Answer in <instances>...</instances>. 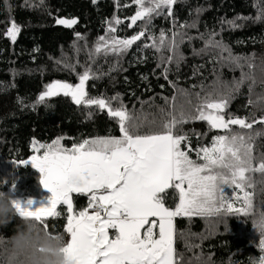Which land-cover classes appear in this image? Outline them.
Segmentation results:
<instances>
[{
    "label": "trees",
    "instance_id": "16d2710c",
    "mask_svg": "<svg viewBox=\"0 0 264 264\" xmlns=\"http://www.w3.org/2000/svg\"><path fill=\"white\" fill-rule=\"evenodd\" d=\"M262 9L264 0H179L173 6L172 17L155 16L149 26L150 34L159 37L161 30L169 37L172 32L185 34L179 45L183 59L177 67L176 63H161V55L167 57L171 52L160 53L144 47L153 43L147 34L122 56L96 55L90 59L98 38L109 35L108 21L114 17L124 23L111 35L130 38L140 30L141 21L128 27V18L137 10L132 0H119V6L117 0H0V182L7 181L0 184V190L9 192L14 199H49L39 182V172L30 165L20 164L34 154L33 140L51 143L62 137L65 146L71 147L83 139L121 135L117 121L108 117L107 110L76 105L62 94L38 102L45 86L52 82L78 83V73L85 66L91 67L97 76L86 84L89 95L111 99L119 94L118 100L111 101L112 106L118 107L122 102L130 112L140 115L145 121L141 131H148L147 121L153 118L159 125L160 108L168 110L165 97L171 101L175 96L176 105L188 109V101L191 105L199 104L214 90L231 93L226 110L229 114L257 119L264 115V99H261L264 97V18L256 19ZM58 19L78 22L66 27L58 24ZM12 22L19 27L14 42L6 35ZM193 23L195 27H179ZM213 32L216 34L213 38L229 51L206 47ZM77 33L83 38H78ZM229 54L241 58L239 65L227 59ZM164 67L170 69L167 80L162 75ZM245 74L256 79L252 91H249L250 80H244L238 85L239 90L234 91ZM181 90L188 95H181ZM249 100L253 103L249 104ZM232 127L236 132L248 131ZM261 129L264 126L254 125V130ZM183 131L188 133L193 148L209 146L214 136L224 134L199 120L184 124ZM262 153L264 135L255 139L253 155L257 161L254 163ZM190 155L196 159L195 152ZM253 177L256 183L251 189L254 197L249 215H194L176 219L175 250L180 264H260L264 256L259 245L264 238L261 232L264 183L261 174L255 173ZM224 191L232 195L230 188L225 187ZM165 203L175 208L178 195L169 190ZM87 204L86 196L74 194L77 211ZM48 223L66 241L69 239L63 232L66 218L50 219ZM14 224L15 221L0 229V238L6 241Z\"/></svg>",
    "mask_w": 264,
    "mask_h": 264
},
{
    "label": "snow or ice",
    "instance_id": "6c2138e0",
    "mask_svg": "<svg viewBox=\"0 0 264 264\" xmlns=\"http://www.w3.org/2000/svg\"><path fill=\"white\" fill-rule=\"evenodd\" d=\"M178 2L132 0L137 10L128 18V27L141 21L140 30L130 38L111 35L124 23L114 17L108 21L109 35L98 38L90 59L96 55L122 56L147 34L153 43L144 44V47L160 53L171 52L167 57L161 55V63H176L178 67L183 59L179 45L185 34L172 32L169 37L161 30L156 37L150 34L149 27L155 16L172 17L173 6ZM117 4L119 6V0ZM262 18L264 9L256 19ZM56 22L71 27L78 21L58 19ZM179 27H195V23ZM18 33L19 27L12 22L6 35L14 42ZM215 35L214 32L210 34L206 47L229 51L221 41L213 38ZM77 37L83 38L79 33ZM227 59L237 65L241 60L231 54ZM248 66H253L250 61ZM72 68L74 70V66ZM169 71L167 67L162 70L166 80ZM96 78L91 67L85 66L84 71L78 73V83L52 82L45 86L38 102L62 94L76 105L107 110L108 117L117 121L121 135L83 139L71 147L61 143L62 137L51 143L33 140L34 154L20 164L38 170L39 182L51 197L46 205L35 208L31 199L26 203L14 199L12 207L17 218L33 219L45 231L62 236L63 251L71 264H180L174 248L175 217L250 214L254 197L251 189L256 183L253 174H261L264 183V153L257 163H254L257 158L253 155L256 137L264 135V129L256 131L254 125L264 126V115L257 119L229 114L226 110L231 93L214 90L199 104L191 105L188 101V109L184 105L177 106L175 96L171 101L165 97L168 110L160 108L159 125L153 118L147 121L148 131H141L145 121L140 115L130 112L122 102L118 107L112 106L111 101L118 100L119 94L111 99L89 95L86 84ZM244 80L251 81L249 91H252L256 79L249 74L237 82L234 91L239 90L238 85ZM181 95L188 93L181 90ZM196 95L199 97L200 94ZM252 103L249 100V104ZM195 120L205 121L211 129L222 130L224 134L214 136L210 146L193 148L183 125ZM232 126L248 131L236 132ZM192 152L196 159L191 158ZM3 183L7 181L0 182ZM225 186L232 190L231 196L226 195ZM169 190L178 195L179 202L174 209L165 204ZM74 194L87 197L86 208L75 209ZM62 217L66 218L63 232L70 237L67 241L48 223L50 219ZM261 232L264 237V223ZM4 242L5 239L0 238V244ZM259 245L264 250V238L260 239ZM260 264H264V256L260 258Z\"/></svg>",
    "mask_w": 264,
    "mask_h": 264
},
{
    "label": "clouds",
    "instance_id": "9594fccd",
    "mask_svg": "<svg viewBox=\"0 0 264 264\" xmlns=\"http://www.w3.org/2000/svg\"><path fill=\"white\" fill-rule=\"evenodd\" d=\"M13 196L0 190V229L14 224L12 234L2 244L0 264H71L63 251L64 239L45 231L30 218H17Z\"/></svg>",
    "mask_w": 264,
    "mask_h": 264
},
{
    "label": "rangeland",
    "instance_id": "374dc122",
    "mask_svg": "<svg viewBox=\"0 0 264 264\" xmlns=\"http://www.w3.org/2000/svg\"><path fill=\"white\" fill-rule=\"evenodd\" d=\"M139 22V21H138ZM137 22V23H138ZM61 143L65 146V143L61 141ZM211 145V144H210ZM209 145V146H210ZM65 147H69V146H65ZM191 156V155H190ZM192 158V157H191ZM38 171V170H37ZM40 174V173H39ZM226 187V186H225ZM47 190V189H46ZM48 194H49V198L51 197V193L47 190ZM16 200H20L22 203H26L27 200L29 199H22V198H19V199H16ZM33 200V199H31ZM49 200V199H48ZM48 200L44 201V200H33L34 203L32 205L33 208L35 207H39V206H42V205H46L48 203Z\"/></svg>",
    "mask_w": 264,
    "mask_h": 264
},
{
    "label": "crops",
    "instance_id": "0c3cea01",
    "mask_svg": "<svg viewBox=\"0 0 264 264\" xmlns=\"http://www.w3.org/2000/svg\"><path fill=\"white\" fill-rule=\"evenodd\" d=\"M165 204H166V203H165ZM166 206H167V207H170V206L167 205V204H166ZM170 208H171V207H170ZM172 209H174V208H172ZM178 217H180V216H178ZM178 217H175V218H174V227H175V221H176V219H177ZM69 239H70V237H69ZM174 248H175V240H174Z\"/></svg>",
    "mask_w": 264,
    "mask_h": 264
},
{
    "label": "built area",
    "instance_id": "2783aa9c",
    "mask_svg": "<svg viewBox=\"0 0 264 264\" xmlns=\"http://www.w3.org/2000/svg\"><path fill=\"white\" fill-rule=\"evenodd\" d=\"M179 202V201H178Z\"/></svg>",
    "mask_w": 264,
    "mask_h": 264
},
{
    "label": "flooded vegetation",
    "instance_id": "af4514ba",
    "mask_svg": "<svg viewBox=\"0 0 264 264\" xmlns=\"http://www.w3.org/2000/svg\"><path fill=\"white\" fill-rule=\"evenodd\" d=\"M207 123V122H206Z\"/></svg>",
    "mask_w": 264,
    "mask_h": 264
}]
</instances>
